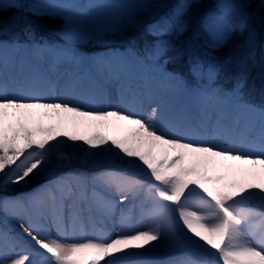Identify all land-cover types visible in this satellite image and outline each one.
Returning a JSON list of instances; mask_svg holds the SVG:
<instances>
[{
    "label": "snow or ice",
    "instance_id": "snow-or-ice-1",
    "mask_svg": "<svg viewBox=\"0 0 264 264\" xmlns=\"http://www.w3.org/2000/svg\"><path fill=\"white\" fill-rule=\"evenodd\" d=\"M152 6L153 0L136 5L138 9ZM200 7L201 0H176L171 18L147 26L156 40L144 55L134 49L129 54L136 64L181 84L186 83L184 77L167 72L166 66L184 58L192 77L203 85L193 89L196 95L221 109L236 107L260 114L258 140L237 143L223 123V111L211 133L201 135L169 117L160 106L147 114L85 108L91 100L84 94L48 98L30 84L10 94L5 76L9 50L30 48L37 55H50L53 71L59 62L79 61L82 54L48 43L0 40V193L68 166L72 157L59 151L68 142H82L88 146V156L108 154L143 173L133 177L108 169L91 174L73 171L32 193L0 196V210L20 222L29 237L25 247L21 238L0 229V264H143L132 258L189 245L200 249L202 258L158 264H264V106L244 98L242 74L230 91L216 84L230 58L215 54L250 22L264 27V0H221L215 13L201 17L210 37L204 48L193 40L177 47L173 40L190 30ZM235 12L240 16L234 20ZM126 23L135 25L134 16H128ZM77 83L78 78L71 81L73 87ZM137 199L142 208L147 206L146 230L126 231L122 225L112 237L53 238L40 223L55 224L59 236L65 232V219L75 223L82 217V204L105 218L114 216L122 204L123 217ZM21 210L29 214L27 227ZM9 251L14 255L9 257Z\"/></svg>",
    "mask_w": 264,
    "mask_h": 264
},
{
    "label": "rangeland",
    "instance_id": "rangeland-1",
    "mask_svg": "<svg viewBox=\"0 0 264 264\" xmlns=\"http://www.w3.org/2000/svg\"><path fill=\"white\" fill-rule=\"evenodd\" d=\"M16 1L0 0V3L3 4V7L10 6L11 4V6L13 7L16 6V8H18L20 6L21 8L22 0L17 2ZM24 1L26 4H28L27 10L29 11V14L32 13L35 19V21H33L31 25L25 24L27 26V33L25 34V36H27L26 38L36 39L38 37L36 35L37 33L35 29H38L39 27L45 24H54L60 27L62 31H65L64 39L68 42L69 46H73L72 49L87 47L88 50L97 49L98 47L102 46L104 43L111 40V38H113L117 32L119 34H128V32L131 33L132 31H137L136 33L140 32L141 34L147 33L146 29L149 24H155L157 20L161 21L162 18L166 16L171 18V10L174 7L170 6V12L168 13L163 12L166 10L165 8L168 7L165 5L166 1L168 0H153V6L148 9H138L136 7V5L143 3L144 0H91L86 2L85 6L83 5L85 0ZM169 1L172 4L176 2V0ZM212 2L214 4L212 5L211 12L215 13L218 10L221 0H217V2H215V0H212ZM3 7H0V9H2ZM16 8H12L11 11L16 12ZM211 12H208L207 14H211ZM205 15V13H200L197 9L195 13V18L191 22V25L194 26L195 33L193 36V41L196 43V45L200 46H205L206 42L210 39L201 23V17ZM128 16H134L136 20L135 25H130L126 23V18ZM239 16L240 13L235 12L233 13L232 18L235 20L238 19ZM16 21H18L17 18L10 16L9 12L7 15L2 14L0 12V23H3L2 26H0V30L2 32L11 30L12 27L15 25ZM27 21L31 22L32 20L29 18L27 19ZM136 26H138V29H135ZM142 27L144 28L142 29ZM46 28H48V25H46ZM233 38L235 42L238 43L237 45L240 44L242 46L243 42H246V46L249 47L247 49L249 54L247 57L244 58L245 60L241 61L240 67H242L247 72H254L256 70L254 72L255 74H257V71L259 73H263L262 71H264V53L261 52V56H257L256 54L260 49L264 50V27H262L258 22H250L248 27L245 28L243 32L238 31L234 33L229 39V41ZM155 40H151V42H149L148 39L145 40L141 37L138 40H135V42L141 43L146 49L150 47L155 42ZM129 49L133 48L130 47ZM240 57H242L241 54ZM182 63L185 65L184 62ZM180 66L183 65L181 64ZM237 66L239 67V65ZM184 70L186 71L184 76H187V78L190 77L191 74L187 66L186 68H184ZM236 73H238V77L241 76L239 71ZM221 75L222 73L219 75L218 79ZM87 148L88 146L83 145L82 142H79L78 145H74L72 142H68L67 144L62 145L59 151L70 155L72 157L71 163L63 168L53 169L46 176L36 177L33 179H43L45 181L48 179L55 180L58 177L64 176L67 173L73 171H80L91 174L93 173L91 169H83L89 167L93 168L96 172L103 169H116L120 171L118 168H124L121 169L124 172L133 170L139 173L140 176L143 175V173L140 172V170L134 165L125 164L120 159L114 156L108 154L88 156L85 152V149ZM92 151L96 152L98 150ZM63 171H66V173H64ZM35 181L36 180H34L33 184L35 183ZM87 183L89 187L92 186V182L90 179H88ZM21 186L29 187L28 185ZM35 188H32L28 191H17L14 193H10L9 191H16L13 186H10L6 192L0 193V196H7L9 198L20 197L25 194L32 193ZM136 201H134L129 211L123 217L121 216V210L124 208V205L119 206V204L117 205L116 213L114 216L109 218L101 217V224L103 227L102 229L96 228L95 218L93 217V211L89 212L88 208L86 207L87 204H82L81 207L83 209V216L79 220H77L75 223L71 219H68V221H64V223H66L64 225L67 226L65 227V230H69L70 232V234L68 233V236H66L68 238L74 239L112 237L113 235L118 234L121 231L122 225L125 226L124 230L132 231L133 228H131V226L133 224L132 221L134 220L133 216L135 213L133 210L136 208L138 203L141 204L140 200H138V202ZM146 209L147 206L146 208H142L141 205L138 206L139 212L143 213L144 211H146ZM28 216L29 214L27 212L21 210V217L24 223V227L28 226ZM143 216H145L142 223L143 225L141 226V228H137L136 226H134L135 230H146L149 226L147 215L144 214ZM136 218L137 220L134 221L135 225L140 221L138 214H136ZM40 223L45 229L51 230L53 238H63V234L58 236L55 224L51 223L49 220H43L40 221ZM19 227H21L20 222H18L16 219H13L11 215L6 214L5 211L0 210V229L7 231L11 236H15L22 239L25 233L24 231L22 232L21 230H18ZM93 232L95 233V236H88L89 233ZM22 241L24 242V240ZM24 246L26 247L25 242ZM19 250V248L16 249L17 252ZM161 251L164 252L155 253L153 255L137 256L136 259L133 260L143 262V264H158V262L172 261V259H170L169 257H173V255L177 256L176 260L185 257H193L197 259L202 258L201 250L193 245H189L186 248H182L175 251ZM12 255H14V253L12 251H9L8 256L11 257ZM147 258L153 259L148 262V260H145ZM102 264H104V262H102Z\"/></svg>",
    "mask_w": 264,
    "mask_h": 264
},
{
    "label": "bare ground",
    "instance_id": "bare-ground-1",
    "mask_svg": "<svg viewBox=\"0 0 264 264\" xmlns=\"http://www.w3.org/2000/svg\"><path fill=\"white\" fill-rule=\"evenodd\" d=\"M90 55L87 54V56ZM7 56L8 68H12L16 73L15 77L5 74L9 78V86H16L11 93L19 92L22 87L39 79L48 80L57 87L56 93L46 95L48 98L65 95L68 98H73L84 94L88 99L96 98L98 104L108 99V102L112 100L115 104L127 105L123 97L135 93L132 98L136 99L138 103H142L145 107L144 112L140 113L147 114L152 107L160 106L175 121L180 123L182 120H187L195 131L198 128H205L211 132L215 127L217 117L220 115V107L212 101L207 102L206 99L198 95L188 96L181 84L168 80L162 75H157L154 79L166 88L167 91L164 94L153 92L139 94L146 87L149 79L146 76H135L136 68L131 64L134 61L132 58L125 57V60L118 58L116 62L109 65L110 71L99 74V69L84 54L81 55L79 61L59 62L55 71H53L54 61L46 63L43 55H37L30 48L19 51L9 50ZM88 70H90V75L93 76H88ZM145 72L149 73L152 70L146 69ZM76 78H78V83L73 87L71 81ZM187 107H192L193 111L186 116L183 110ZM85 108L118 109L116 105L110 106L108 103L102 107L85 106ZM227 110L231 111V116L229 119L224 117L223 123L230 133L234 134L237 143H246L250 139H259L261 116L258 112H251L236 107H228ZM246 135H251V138L248 139ZM18 230L23 232L22 227H19ZM49 231L51 232V230ZM23 236L27 246L26 242L29 237L26 233ZM147 247L150 248L151 245ZM137 251L142 252L143 250ZM160 252L164 251L157 250L148 252L145 255H153ZM134 258L136 257L132 259Z\"/></svg>",
    "mask_w": 264,
    "mask_h": 264
},
{
    "label": "trees",
    "instance_id": "trees-1",
    "mask_svg": "<svg viewBox=\"0 0 264 264\" xmlns=\"http://www.w3.org/2000/svg\"><path fill=\"white\" fill-rule=\"evenodd\" d=\"M16 1V0H15ZM20 1V0H17ZM16 1V2H17ZM21 5L23 10L25 8H28V4L25 3L24 0L21 1ZM166 6H171L170 3H165ZM204 4H202L203 6ZM12 8H15L13 6H5L2 9H0V12L2 14H8L17 18L18 21H16L15 25L12 27L11 30L9 31H5L2 32L0 30V38H6V39H19V38H24L25 34L27 33V26L25 25V22L27 21V19H29V16H26V14H23L22 11H20L19 9L16 8V12L11 11ZM200 12L204 11L202 9V7H200L198 9ZM26 11V10H25ZM3 23H0V26H2ZM48 28L45 29L43 27V29H38L39 31H37L36 35L37 37L40 39L42 36L43 37H54L53 34H57L58 33V29L54 26V24H47ZM53 33V34H51ZM41 36H39V35ZM185 37V36H184ZM238 43L235 42L234 38L231 39L229 42H227L222 48H220L219 50H217V53H220L222 55H230V56H236L241 48V45H237ZM243 54H245V51H243ZM246 76V80H251L252 77L254 76V74H252V72L250 73H245ZM35 181V183L33 184V182ZM45 180L43 179H31L27 184L21 183L20 185H13V187L15 188L16 191H9L10 193H14L17 191H28L31 190L32 188L36 187L37 185L41 184L42 182H44ZM21 185H28L29 187H22Z\"/></svg>",
    "mask_w": 264,
    "mask_h": 264
}]
</instances>
